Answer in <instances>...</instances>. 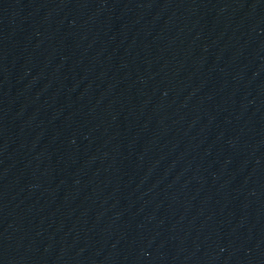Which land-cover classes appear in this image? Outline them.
Segmentation results:
<instances>
[{"label":"water","instance_id":"obj_1","mask_svg":"<svg viewBox=\"0 0 264 264\" xmlns=\"http://www.w3.org/2000/svg\"><path fill=\"white\" fill-rule=\"evenodd\" d=\"M0 264H264V0H0Z\"/></svg>","mask_w":264,"mask_h":264}]
</instances>
